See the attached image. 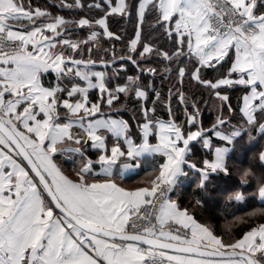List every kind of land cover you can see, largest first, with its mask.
Returning <instances> with one entry per match:
<instances>
[{"label": "snow or ice", "instance_id": "obj_1", "mask_svg": "<svg viewBox=\"0 0 264 264\" xmlns=\"http://www.w3.org/2000/svg\"><path fill=\"white\" fill-rule=\"evenodd\" d=\"M0 264H264V0H0Z\"/></svg>", "mask_w": 264, "mask_h": 264}, {"label": "trees", "instance_id": "obj_2", "mask_svg": "<svg viewBox=\"0 0 264 264\" xmlns=\"http://www.w3.org/2000/svg\"><path fill=\"white\" fill-rule=\"evenodd\" d=\"M130 26H131L130 23L126 25L124 24V22H121V24L119 25L113 23L112 29L117 30L118 28L120 30L121 28H127L128 32H130L132 29ZM193 91H195V89H193ZM199 95H201V93H199ZM207 122H209V120L206 121L205 123ZM258 150H259V146H257L256 149H250L247 147V145H245V148L242 149L239 153H237L235 157H233V160L231 161V163L240 164L242 166H247L249 157H251L253 152H256ZM233 179L239 182L238 177H233ZM186 189L188 193L192 191L191 187L186 188ZM190 199L191 197L188 194H185L181 202L184 204H188ZM222 203L223 202L221 201L220 204L216 207H206L202 211L198 210L196 214L200 219L202 220L207 219L209 220V222L215 223L219 226L220 224L223 223V220H224L223 213L225 210L222 207ZM256 206H259V205H256ZM251 210H252L251 208L237 206L235 208L228 209L227 211L232 212L234 215L242 216L244 215V213L251 211Z\"/></svg>", "mask_w": 264, "mask_h": 264}, {"label": "crops", "instance_id": "obj_3", "mask_svg": "<svg viewBox=\"0 0 264 264\" xmlns=\"http://www.w3.org/2000/svg\"><path fill=\"white\" fill-rule=\"evenodd\" d=\"M32 3H33L34 6H42L43 7V6L50 5V4L54 3V0H32ZM130 27L131 28L133 27L132 24H131ZM120 30L117 28V30H114V31H120ZM128 34L131 35V31L128 32ZM106 46L110 47L111 45L109 44V45H106ZM128 74H135L134 69H132L131 66L129 67ZM159 83L160 82L157 81V85L158 86H159ZM168 87H169L168 84L164 85V93H165V95H167V88ZM199 93H201V92H197L196 93L197 97L200 96ZM203 95H204L205 99H208V94L206 92L203 93ZM213 103H214V101L209 100V103H208L207 107L204 105L203 102H201V104H200V107H201V110H202L201 120H202V123H203L204 127H210L212 121L215 118V114L216 113H215V110L213 109ZM216 103H218V102H216ZM232 103H233V105H235V103H236L235 97H233ZM149 106H151L150 102H149ZM173 107L174 108L176 107L175 102L173 103ZM130 115H131V112L125 113V118L126 119L129 118ZM157 115L160 116L161 118H165V119L167 118V112L163 108H160V110L158 111ZM180 117L183 118L182 117V109H181ZM208 120H209V122L205 123ZM133 127H135V123H133ZM245 145H247V138H245ZM150 170H151L150 168L145 169L144 171H141L139 173V175L132 176L131 179H125L123 181L118 180L117 182L118 183H123L126 187H132V186L136 185L137 183L141 182L142 180H144L146 178V172L150 171ZM186 188H189V185H188L187 181L182 186V190L186 189Z\"/></svg>", "mask_w": 264, "mask_h": 264}]
</instances>
